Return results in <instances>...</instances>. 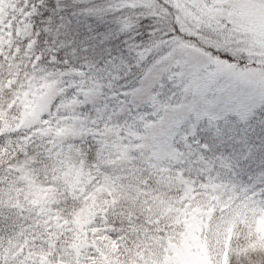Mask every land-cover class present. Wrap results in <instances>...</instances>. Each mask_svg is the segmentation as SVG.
I'll return each instance as SVG.
<instances>
[{
	"label": "rangeland",
	"instance_id": "rangeland-1",
	"mask_svg": "<svg viewBox=\"0 0 264 264\" xmlns=\"http://www.w3.org/2000/svg\"><path fill=\"white\" fill-rule=\"evenodd\" d=\"M120 1L122 6L161 5L171 18L156 34L185 54L207 55L179 37L168 38L173 22L185 40L195 38L264 68V0ZM44 10L43 0H0V97L12 94L0 114V137L8 145L41 143L29 168L0 170V200L8 206L0 214L5 257L9 248L21 247L31 264H126L129 252L127 264L137 259L141 264H217V256L226 262L231 250L238 264L254 250L250 229L264 214V198L240 191L258 172L264 111L254 112V102L239 105V126L229 127L220 146L201 156L187 143L191 124L184 117L190 113L193 122L213 123L219 117L159 88L167 71L163 59L139 79H124L118 89L100 73L87 78L68 65L64 71V61L49 62L58 53H43L38 45L34 23ZM159 48L149 35L128 49L121 66L129 69L132 61L139 66ZM54 102L58 108L51 107ZM152 112L161 118L154 120ZM85 154L100 168V181L85 171ZM70 205L79 208L63 217ZM109 205L118 206L112 225L128 210L127 238L107 231ZM214 216L220 219L213 221ZM255 264H260L257 258Z\"/></svg>",
	"mask_w": 264,
	"mask_h": 264
},
{
	"label": "trees",
	"instance_id": "trees-1",
	"mask_svg": "<svg viewBox=\"0 0 264 264\" xmlns=\"http://www.w3.org/2000/svg\"><path fill=\"white\" fill-rule=\"evenodd\" d=\"M120 2V0H43L45 10L39 14L34 23L40 50L43 53L45 50H55L61 57L60 62H70L68 66L72 70L77 71L76 69H79L82 64L85 65L81 72L83 76L90 78L100 73L103 75V81L114 89L120 88L124 79L129 78L131 82L139 79L145 68H141L140 65L135 66L132 61L129 63L131 66L127 69V66H121V61L123 58L127 59V51L130 47L145 42L150 33L160 28L161 23L168 21L171 17L162 13L161 5L154 7L122 6ZM105 33L107 35L102 37V34ZM85 49L87 50L85 51ZM102 71H106V73L103 74ZM11 96L12 94L9 97H0V114H5ZM18 136L27 137V135L21 134ZM4 140H6L4 136H1L0 170L29 168L38 159L39 154L36 153L38 147H41L40 141L30 140L26 144L15 140L8 145ZM22 145H27V157ZM88 156L89 154L84 156L87 158L84 161L85 171L93 177L95 182L100 181L101 170L96 165L89 163ZM257 164L258 172L250 179L249 184H252L253 179L259 173L264 172V151ZM78 208L79 206L76 205L68 206L63 211V217H69L70 212L74 214ZM117 208L118 206L109 205L105 216L108 222L105 226H109L107 231L113 235L118 230L119 235H127V238L132 228L127 224L129 216L127 209H123L125 217L116 215V221L119 224L112 225L115 221L114 216L117 214ZM113 226L114 229H112ZM157 230L159 229L157 228ZM17 231L16 227L15 235ZM250 233L252 234L253 248L264 249L263 213H260L256 219ZM113 237L116 238L115 235ZM244 244L247 245L245 242ZM232 248L234 247L232 246ZM257 259L260 264H264V261Z\"/></svg>",
	"mask_w": 264,
	"mask_h": 264
},
{
	"label": "snow or ice",
	"instance_id": "snow-or-ice-1",
	"mask_svg": "<svg viewBox=\"0 0 264 264\" xmlns=\"http://www.w3.org/2000/svg\"><path fill=\"white\" fill-rule=\"evenodd\" d=\"M157 31L165 30L157 29L149 35L153 43L159 41V51L155 56L142 59L140 67L148 68L163 59L167 65V71L160 76L159 88H168L171 97H175L178 100L182 97L185 103L193 105L197 109L205 108L218 115L219 118L214 123L200 119L193 122L190 118V113L184 117L191 124V134L187 138V143L190 146L194 145L195 150L201 156H205V154L214 151V148L220 146L219 142L225 136L229 127L235 128L239 126L241 123L239 105L254 102V112L264 111V68L253 67L254 62L248 63L243 60H237L226 52L197 42L195 38L185 40L184 34L180 32V26L174 22L171 24V30L166 31V36L172 41L179 37L180 41L195 44L197 48L202 49L207 54L206 56H200L192 52L185 54L178 49L175 43L164 42L163 37L156 34ZM226 31H231L227 26V22ZM105 35L107 34H102V37ZM38 59L41 58L38 57ZM60 60L59 55L54 54L49 62L55 63ZM64 63V71H68L67 65L70 62L64 61ZM84 67L85 65L82 64L76 70L83 72ZM244 72H257L259 75L245 77L241 75ZM127 90H125V94ZM155 94L159 96L163 93L157 91ZM86 102L80 101L82 104ZM51 107L58 108L59 103L54 102ZM151 116L154 120L161 118V114L158 112H152ZM22 147L27 157V145H22ZM218 159L222 160L223 158L219 157ZM250 179L252 178L250 177ZM240 191L245 196L264 198V172L259 173L253 179L251 186L242 185ZM6 207L8 206L0 200V214L3 213ZM5 219H7L6 216ZM218 219L220 217H213V221ZM209 227H212L211 222ZM3 247L4 245H0V264H31L26 259L27 252L24 248H9V254L5 257ZM221 251H223V248H221ZM124 256L127 264V261L132 258L131 253H125ZM256 258L264 261V249H254L246 252L239 258L238 264H255ZM216 261L217 264H237L236 257L231 250L228 252L226 262L222 256H217ZM136 264H141V261L137 259Z\"/></svg>",
	"mask_w": 264,
	"mask_h": 264
}]
</instances>
